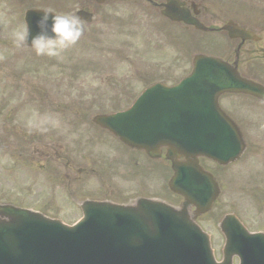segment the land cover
Masks as SVG:
<instances>
[{
    "label": "rangeland",
    "instance_id": "obj_1",
    "mask_svg": "<svg viewBox=\"0 0 264 264\" xmlns=\"http://www.w3.org/2000/svg\"><path fill=\"white\" fill-rule=\"evenodd\" d=\"M31 2L32 0H18L16 7L22 9L21 7H25L27 3ZM263 3L264 0H255L250 4L255 7ZM45 5L48 7L49 3L45 0H37L35 4L26 6L34 9H47L44 7ZM111 9L113 8L106 10L109 13ZM8 14L5 10L0 9V199L5 200H10L11 191L21 196V193L27 190L41 191L43 184H47L48 189H51L53 182L51 175L54 174L53 172L50 174L46 170H50L47 167L49 162H53V159L41 156L46 147L54 148V146L57 147L56 144H61L62 148L57 149L66 153H69V146L76 151L83 148L85 157L97 171L100 172L104 167V157L97 155L96 148L93 143H90L92 140L90 137L87 136L84 142V144L89 143L88 146H83L82 142L76 140H72L74 144H70L69 140L57 139L58 135H56V131H53L57 124L56 118V124L53 125L51 118L59 117L61 122L58 112L65 114V111L60 109L61 107L82 103L92 104L93 101L97 102L100 99L92 97L96 93L95 95L104 97L108 103V109L88 108L89 117L100 112H116L121 109V106L123 108L126 106L117 99H113L117 97L115 89L110 92L104 88L105 84L115 87V83L110 78L120 83L121 80L128 79L130 74L138 76L135 74L144 73L146 70L152 71L156 65L159 66V73L168 71L172 72L175 77H181L184 72L191 69V65H186L184 68V62L181 63L185 53L191 47L196 53L199 50L198 46L202 44L195 40L198 38L195 35L185 38L189 45L185 41L171 40V37H161L159 34L150 41L139 34L134 36L129 31L106 29L108 21H99L94 24L90 32L95 29L102 32V34L94 36L101 42V46L99 44L100 47H93L85 44L81 48L75 49L79 53V58H86L82 62L92 61V63L87 67L79 68L81 74L72 81L67 76L70 71L66 70L69 62L64 59L68 56H62L60 59L54 58V60L42 58L36 61L32 60L35 53L30 54L24 48H12L13 44L11 46L5 44L6 41H11L13 30L21 25L19 12L7 18ZM207 38L212 37L207 36ZM190 42H194V45L192 46ZM210 42L211 40L203 39V44ZM76 60L77 56L74 61ZM49 63H52L51 67L47 68ZM64 65L66 67H63ZM57 67H61L62 71L57 70ZM140 67L141 70L138 71L137 68ZM113 93L114 95L111 97ZM123 96L127 101H130V96L124 94ZM77 102L80 104H76ZM3 137L7 140H1ZM73 137L76 138V135ZM24 139L25 142H31L30 146L25 145ZM36 140L37 143H32ZM236 167L241 168V166ZM144 175L147 178H143L142 183L162 189L163 185L158 183L154 176H148L146 173ZM261 191L264 194V188ZM255 196L252 189L247 188L243 183H238V190L232 198L237 205L236 211L251 228H258L264 224V212L260 213ZM229 201L228 199L227 204ZM5 203L20 208H30L22 201L11 199ZM222 204H225V200H222ZM217 220L215 219L214 223ZM207 231L212 235L215 244L219 242L216 226H207Z\"/></svg>",
    "mask_w": 264,
    "mask_h": 264
},
{
    "label": "water",
    "instance_id": "obj_2",
    "mask_svg": "<svg viewBox=\"0 0 264 264\" xmlns=\"http://www.w3.org/2000/svg\"><path fill=\"white\" fill-rule=\"evenodd\" d=\"M185 90L177 93L180 99L193 101L194 95H187ZM202 97H207L206 92H198L196 100ZM144 102L146 100L143 105ZM201 105L213 104L207 97L197 103L198 110ZM115 118L105 126L120 133L126 142L133 145L147 146L154 135L163 134L183 145L191 142L192 147L204 150L210 157L222 159L227 156L226 152L218 151L217 144L194 138L202 135V129L183 127L177 134H172V130L157 127L145 115L138 116L139 120L126 121V125L117 128L115 125L119 121ZM217 122L222 129L227 127L222 116ZM177 124L179 121L174 120L169 125L178 129ZM203 137H215V134ZM235 153L233 151V156ZM189 171L192 173L190 178L202 179L200 173L197 175L193 169ZM182 179L183 176L179 175L174 186L180 193L190 196L193 188L183 186ZM213 196L214 192L206 191L204 196L192 198L195 203L203 204L212 201ZM91 207L86 220L75 229L63 228L25 212L8 211L15 222L0 225V264H214L207 239L184 216L146 204L143 207L145 217L131 209L104 205ZM99 220L107 226L101 225ZM233 254L241 257L242 264H264V238L247 236L233 220Z\"/></svg>",
    "mask_w": 264,
    "mask_h": 264
},
{
    "label": "clouds",
    "instance_id": "obj_3",
    "mask_svg": "<svg viewBox=\"0 0 264 264\" xmlns=\"http://www.w3.org/2000/svg\"><path fill=\"white\" fill-rule=\"evenodd\" d=\"M51 14V10L44 11V15L37 21L40 31L31 39L27 23L15 28L11 38L16 47H30L37 56L60 59L66 50L75 46L84 32L80 18L71 13Z\"/></svg>",
    "mask_w": 264,
    "mask_h": 264
},
{
    "label": "flooded vegetation",
    "instance_id": "obj_4",
    "mask_svg": "<svg viewBox=\"0 0 264 264\" xmlns=\"http://www.w3.org/2000/svg\"><path fill=\"white\" fill-rule=\"evenodd\" d=\"M112 1L114 3H120V4H126V6H128L129 8L127 9L128 14H136V15H140V14H148L152 9L156 8V4H155V0H109ZM108 1V2H109ZM140 2V3H139ZM133 5H136L138 8H131ZM140 7V8H139ZM119 159L122 162V164L124 166H130L133 165L134 167V172H133V176L136 178L142 171H150L152 170V166L150 163H148V161H146L145 159H143V156L140 152L137 151H130L128 149H120L119 151ZM233 166V165H231ZM217 172H218V179L220 180V182L225 186V187H231L233 188V186H230L226 183V180L229 178H232V172L233 171H229L228 168L225 167H221V166H216ZM159 171L162 173L163 170L162 168L159 169ZM141 190L137 189L136 193H139ZM160 196H164V194H160ZM163 199L165 200H169V197L166 196Z\"/></svg>",
    "mask_w": 264,
    "mask_h": 264
},
{
    "label": "bare ground",
    "instance_id": "obj_5",
    "mask_svg": "<svg viewBox=\"0 0 264 264\" xmlns=\"http://www.w3.org/2000/svg\"><path fill=\"white\" fill-rule=\"evenodd\" d=\"M185 103H186L185 99L180 102L181 105H184ZM174 120H178L180 123L176 125V126H179L178 129H174L173 128L174 125L173 126L169 125ZM157 124L160 125L161 127H167L168 129L172 130V134H177L180 131V129H182L183 127L190 126V123L185 118L183 112L182 111L179 112L178 110H173L170 115H167L163 119L159 120ZM99 223L101 225L107 226V223L101 222L100 220H99Z\"/></svg>",
    "mask_w": 264,
    "mask_h": 264
}]
</instances>
